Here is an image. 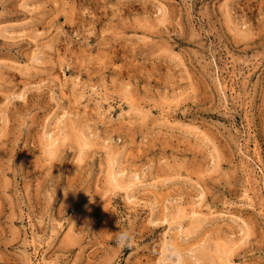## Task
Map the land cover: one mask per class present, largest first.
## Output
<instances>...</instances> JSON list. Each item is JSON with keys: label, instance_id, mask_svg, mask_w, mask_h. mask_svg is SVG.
Wrapping results in <instances>:
<instances>
[{"label": "rangeland", "instance_id": "1", "mask_svg": "<svg viewBox=\"0 0 264 264\" xmlns=\"http://www.w3.org/2000/svg\"><path fill=\"white\" fill-rule=\"evenodd\" d=\"M0 264H264V0H0Z\"/></svg>", "mask_w": 264, "mask_h": 264}, {"label": "clouds", "instance_id": "2", "mask_svg": "<svg viewBox=\"0 0 264 264\" xmlns=\"http://www.w3.org/2000/svg\"><path fill=\"white\" fill-rule=\"evenodd\" d=\"M117 243L122 247L130 246V238L128 234L127 233L119 234L117 237Z\"/></svg>", "mask_w": 264, "mask_h": 264}]
</instances>
